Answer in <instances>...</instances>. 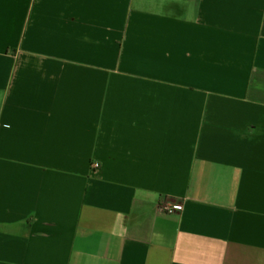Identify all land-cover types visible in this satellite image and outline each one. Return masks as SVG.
Segmentation results:
<instances>
[{
  "label": "crops",
  "instance_id": "obj_1",
  "mask_svg": "<svg viewBox=\"0 0 264 264\" xmlns=\"http://www.w3.org/2000/svg\"><path fill=\"white\" fill-rule=\"evenodd\" d=\"M0 264H264V0H0Z\"/></svg>",
  "mask_w": 264,
  "mask_h": 264
},
{
  "label": "built area",
  "instance_id": "obj_2",
  "mask_svg": "<svg viewBox=\"0 0 264 264\" xmlns=\"http://www.w3.org/2000/svg\"><path fill=\"white\" fill-rule=\"evenodd\" d=\"M162 208L164 211L169 212V213L175 212V208L169 204H163Z\"/></svg>",
  "mask_w": 264,
  "mask_h": 264
},
{
  "label": "trees",
  "instance_id": "obj_3",
  "mask_svg": "<svg viewBox=\"0 0 264 264\" xmlns=\"http://www.w3.org/2000/svg\"><path fill=\"white\" fill-rule=\"evenodd\" d=\"M5 228H6V231L15 232V228H12V227H5Z\"/></svg>",
  "mask_w": 264,
  "mask_h": 264
}]
</instances>
